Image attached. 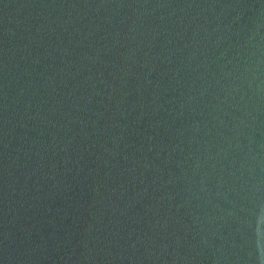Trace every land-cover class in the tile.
Returning a JSON list of instances; mask_svg holds the SVG:
<instances>
[{"label":"water","instance_id":"water-1","mask_svg":"<svg viewBox=\"0 0 264 264\" xmlns=\"http://www.w3.org/2000/svg\"><path fill=\"white\" fill-rule=\"evenodd\" d=\"M0 264H264V0H0Z\"/></svg>","mask_w":264,"mask_h":264}]
</instances>
